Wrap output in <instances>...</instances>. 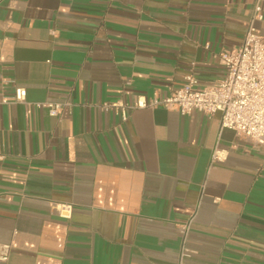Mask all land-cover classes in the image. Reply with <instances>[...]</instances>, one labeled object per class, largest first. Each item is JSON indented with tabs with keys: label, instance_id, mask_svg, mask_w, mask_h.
<instances>
[{
	"label": "crops",
	"instance_id": "obj_1",
	"mask_svg": "<svg viewBox=\"0 0 264 264\" xmlns=\"http://www.w3.org/2000/svg\"><path fill=\"white\" fill-rule=\"evenodd\" d=\"M254 2L0 0V264H177L190 217L185 264H264L263 151L219 111L135 106L220 79Z\"/></svg>",
	"mask_w": 264,
	"mask_h": 264
},
{
	"label": "built area",
	"instance_id": "obj_2",
	"mask_svg": "<svg viewBox=\"0 0 264 264\" xmlns=\"http://www.w3.org/2000/svg\"><path fill=\"white\" fill-rule=\"evenodd\" d=\"M255 0L252 13L244 32L242 42L238 46L222 50L224 75L210 84L201 85L193 73L184 76L181 85L172 88L165 96H152L147 100H138L136 107H165L175 109L180 114H189L197 110L206 115L220 112L221 128L234 131L239 137L248 139L264 153V35L256 32L254 22L263 19L262 2ZM25 89L16 86L13 93L3 98L4 103L24 102ZM51 116H56L62 104L43 103ZM122 118H126V110L130 105H116ZM223 150L215 146L211 153L210 163L223 160ZM60 214L68 216L71 205L68 203H52ZM192 217L179 225L181 245L177 264H185L190 256L186 240L191 228ZM11 243L0 242V261H7L11 251Z\"/></svg>",
	"mask_w": 264,
	"mask_h": 264
}]
</instances>
